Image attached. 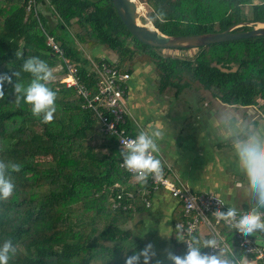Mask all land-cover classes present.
Masks as SVG:
<instances>
[{"label":"trees","instance_id":"trees-1","mask_svg":"<svg viewBox=\"0 0 264 264\" xmlns=\"http://www.w3.org/2000/svg\"><path fill=\"white\" fill-rule=\"evenodd\" d=\"M144 2L151 24L169 35L264 21V0ZM161 12L164 22L158 18ZM48 35L62 48V56L47 44ZM80 45L86 50L96 46L109 50L116 59L103 58L130 74L137 63L151 64L158 94L170 98L178 97L184 88L203 89L226 105H257L264 118V35L194 47L193 54L182 56L166 51L192 47L160 48L138 40L111 0H0V74L11 76L20 71L19 79L27 85L32 77L22 71V64L38 57L53 71L48 87L57 93L54 120L43 123L23 100L17 105L12 85L4 84L0 160L21 165L19 172L11 173L13 197L0 202V245L11 240L17 250L9 264H124L126 256L148 243L156 252L150 264L156 260L163 264L152 234L146 236L144 217L135 220L142 213H152L153 193H144L151 183H136L133 174L121 166L116 137L101 130L96 114L83 106L74 87L62 81L66 58L77 67L80 80L95 92L97 75ZM18 52L22 53L19 57ZM101 59L98 56L93 61ZM12 80L15 83L17 78ZM134 118L136 124L129 119L128 125L137 135L139 124ZM250 122L258 123L257 119ZM182 216V204L177 202L169 228L174 254L180 256L185 248L175 237L180 234L175 222ZM218 227L224 243L220 248H233L242 259L246 254L234 233L224 225ZM256 260L264 264V257Z\"/></svg>","mask_w":264,"mask_h":264},{"label":"clouds","instance_id":"clouds-1","mask_svg":"<svg viewBox=\"0 0 264 264\" xmlns=\"http://www.w3.org/2000/svg\"><path fill=\"white\" fill-rule=\"evenodd\" d=\"M158 18L164 22V13H158ZM21 55L22 53H16L17 57ZM22 71L32 77L27 85L20 81V71H13L11 76L0 74V100L5 96L4 84H11L17 105L23 100L31 106L33 116L42 118L43 123H51L54 120L57 99V93L48 87V83L54 79L53 71L38 57L26 59L22 64ZM13 76L17 78L15 83ZM213 124L220 132L221 139L231 145L237 169L247 180V195L254 201L247 211H238L236 207L228 205L226 211L217 209L213 213L230 230L235 229L244 236L264 234V123L246 121L235 113L226 111L218 117L214 116ZM163 135L161 129L152 128L149 131H140L134 139L121 142V166L133 174L136 183L144 185L149 176L158 177L161 174V161L155 154L160 151L158 141L163 139ZM20 169L19 163L0 160V202H6L13 197L15 184L11 173L19 172ZM218 203L224 205L223 202ZM176 227L180 234L175 237L177 241L186 244V253L180 256L166 250V259L171 264H246L233 248L228 251L221 249L220 241L215 235L200 238L189 233L185 238L181 226ZM203 248L216 251L212 254L204 253L201 251ZM16 251L12 241L5 240L0 245V264H9ZM155 256L153 245L148 243L143 249L126 256L124 264H150ZM155 264H161V261L156 260Z\"/></svg>","mask_w":264,"mask_h":264},{"label":"built area","instance_id":"built-area-1","mask_svg":"<svg viewBox=\"0 0 264 264\" xmlns=\"http://www.w3.org/2000/svg\"><path fill=\"white\" fill-rule=\"evenodd\" d=\"M47 44L51 46L54 52L59 53L61 56L63 55L62 48L49 35L47 36ZM63 60L66 64L67 73L63 76L62 81L67 86L74 87L76 93L84 100L83 106L91 109L96 114L101 130L106 134L114 135L120 148L123 146L121 142L134 139L136 136L132 134L128 123L129 119L135 124L136 121L129 106L126 104L129 100L130 72L127 69L119 68L115 64L107 62L104 58L99 62L91 60L94 67L93 70L97 75L95 81L96 90L92 92L78 77L75 64L69 62L66 58H63ZM164 170V167H162V172L158 177L149 176L148 181L152 187L145 190L144 193H156L159 190L167 191L171 197L182 204L183 216L175 222V227L177 225L181 226L185 238L188 237L189 233L192 235L197 234L200 227L204 226L206 234L208 236L215 235L220 241V247H222L224 244L223 236L218 226L224 225L227 227V225L223 221H218L213 212L217 209L221 211L227 210L228 206L224 200L212 193L192 192L184 185L178 184L169 178ZM218 201L223 202L224 205L219 204ZM146 204L149 205L150 201L147 200ZM238 211L240 210L238 209ZM230 231L234 233L240 247L246 254L253 255L258 259L264 257V247L256 244L252 237L249 235L244 236L235 229ZM184 246L186 250L185 243ZM201 251L212 254L216 250L206 248L201 249Z\"/></svg>","mask_w":264,"mask_h":264},{"label":"rangeland","instance_id":"rangeland-1","mask_svg":"<svg viewBox=\"0 0 264 264\" xmlns=\"http://www.w3.org/2000/svg\"><path fill=\"white\" fill-rule=\"evenodd\" d=\"M135 1L140 6L141 10L138 12V19L143 23L152 25L147 15V6L144 0ZM245 10L247 14H249V6L246 7ZM252 25L258 26L257 23H252L248 25V28L252 27ZM80 47L84 55L90 57L91 60H94V58L98 56L115 58L112 52L102 46L93 47L91 50H86L85 47L81 45ZM195 50L196 49L192 47L187 50H169L166 52L187 56L193 54ZM149 67H151L150 64L148 68ZM148 71L149 69H144L140 72L138 66L133 69L128 87L129 100L126 104L129 106L131 112L134 113L135 111L137 113V115L134 114L139 118L138 126L140 131H149L152 128H159L163 131V139L159 140V144H163V149H165L164 147L168 149L167 153L176 156L175 160L178 164L181 163L183 157H193L194 153L190 151L191 146H194L193 149H195V151L201 150L206 146L209 137L216 138L219 135L218 129H216L213 124L214 116L218 117L221 113L230 111L248 121L253 118L252 116L255 114H251V112H255V110L258 111L257 105L254 107L252 106V109L245 106H225L221 104L219 100L213 98L208 91L203 89L195 90L192 88H184L178 97H166L155 91V74L150 70V74H152L150 75ZM260 113L259 110L257 114ZM210 122L212 123L209 131L210 134L213 133V136H210L207 132V126ZM201 136V140H198ZM187 145H190V147L188 148ZM168 176L173 179L171 173H169ZM145 214L146 213L140 214L135 220L142 216L144 217ZM149 216H152L153 221H157V217L153 215ZM153 221H148L146 223L149 229H153ZM126 226L128 227L131 225L128 223ZM159 229L161 230V228ZM200 229L204 230L205 227L201 226ZM157 233L154 236H156ZM146 236L148 237L149 233H147ZM154 236L151 238L155 239L156 237ZM163 242L161 241L159 243L162 244ZM158 254L160 255V253Z\"/></svg>","mask_w":264,"mask_h":264},{"label":"crops","instance_id":"crops-1","mask_svg":"<svg viewBox=\"0 0 264 264\" xmlns=\"http://www.w3.org/2000/svg\"><path fill=\"white\" fill-rule=\"evenodd\" d=\"M103 57L109 60H114L107 56H101V58ZM137 66L140 72H142V70L144 69H149V71L151 70L153 71V74H155L152 65L151 67L148 68L149 66L148 63H137L134 65V68H136ZM149 71L148 73L150 74L151 71L150 72ZM131 77H132V73H131ZM154 82H155V88H157L156 80ZM223 105L227 106L226 104ZM235 106H242V105H235ZM252 106L254 107L255 105H247L245 107L252 109ZM257 112H259V109L258 111L255 110V112L254 111L251 112V114L253 113L255 114H253L252 116L253 118L249 119L248 121L257 119L258 121L257 124L264 123V118H260L261 114H257ZM134 113L137 115L135 111ZM134 113L133 115H135ZM136 119L138 122L139 118L137 116ZM211 123L212 122H210L209 125L207 126V132L209 134H210L209 130L211 128L210 127ZM212 134H210V136H213ZM202 136L198 140H201ZM208 142L206 143V146L203 149L198 151H195V149H193L194 146H191L192 147L191 150L190 145H187L188 148L190 147V151H193L194 153L193 157H187V158L183 157L181 163L178 164L177 161L175 160L176 156L175 155L172 156L171 153H167L168 149H166V147H164L165 149H163L162 147L163 144H159L158 141L160 151L157 154L159 157L158 156L157 157L160 158L159 160L162 163H164V165H166L165 167L168 168V170H170L169 173H171L173 176L172 180H174L178 184L184 185L192 192L212 193L221 197L227 206L228 205L234 206L236 208H241L242 210L249 209L253 205L254 201L250 199V197L247 195V180L237 169V165L235 162V157L231 145L226 146L227 142L221 139L220 132L216 138L209 137ZM151 201H152V205L150 209L152 213L150 215L157 217L156 218L157 221H153L152 216L145 214L144 215L145 223H147L148 221H153V229L151 228L149 229V227L147 226L145 228L148 231V233H151L153 236L158 231L157 235L154 236L156 237L155 238L156 250L162 256L163 264H171V262L166 259V250H170L174 253L173 251L174 246L171 240V232L169 226H171L170 216L173 210L175 209L176 203L178 201L175 198L171 197V195L164 190H159L156 193H153ZM159 228H161V230ZM197 234L201 236H208L206 234L205 229L204 230L199 229ZM162 235H170V236L165 237ZM161 241L164 242L160 244L159 242ZM249 255L250 254H246L245 256L242 257L241 260L246 262V264H257V260H256L257 258H255L253 255H250L249 257Z\"/></svg>","mask_w":264,"mask_h":264},{"label":"water","instance_id":"water-1","mask_svg":"<svg viewBox=\"0 0 264 264\" xmlns=\"http://www.w3.org/2000/svg\"><path fill=\"white\" fill-rule=\"evenodd\" d=\"M118 16L128 30L141 42L160 48H190L228 40L264 35V21H242L224 30L194 34L169 35L159 31L153 25L143 23L138 19V5L135 0H111ZM252 25L248 29L235 30L238 26ZM255 243L264 246V235L250 234Z\"/></svg>","mask_w":264,"mask_h":264},{"label":"bare ground","instance_id":"bare-ground-1","mask_svg":"<svg viewBox=\"0 0 264 264\" xmlns=\"http://www.w3.org/2000/svg\"><path fill=\"white\" fill-rule=\"evenodd\" d=\"M137 3V2H136ZM137 5H138V3H137ZM138 11H141L140 10V6L138 5ZM251 237V236H250ZM253 238V237H252ZM254 239V238H253ZM255 241V240H254ZM261 246V245H260ZM264 247V246H263ZM258 259V258H257Z\"/></svg>","mask_w":264,"mask_h":264}]
</instances>
